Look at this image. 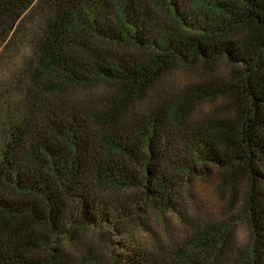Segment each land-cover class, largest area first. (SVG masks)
Wrapping results in <instances>:
<instances>
[{
	"label": "trees",
	"instance_id": "1",
	"mask_svg": "<svg viewBox=\"0 0 264 264\" xmlns=\"http://www.w3.org/2000/svg\"><path fill=\"white\" fill-rule=\"evenodd\" d=\"M0 264H264V0H0Z\"/></svg>",
	"mask_w": 264,
	"mask_h": 264
},
{
	"label": "rangeland",
	"instance_id": "2",
	"mask_svg": "<svg viewBox=\"0 0 264 264\" xmlns=\"http://www.w3.org/2000/svg\"><path fill=\"white\" fill-rule=\"evenodd\" d=\"M21 52H22V55L27 54V47L24 46L22 48ZM204 191H206V192H204V193L201 194V196H200L201 198H199V200L201 199L200 201L203 202L204 204H210V203H212V201H213L212 194L209 191H207V190H204ZM199 200L197 199L196 202H198ZM200 201L198 203H200ZM245 236H246L245 229H244V227H243L242 224H239L237 226L236 234H235L236 241L237 242L244 241L245 240ZM114 239H117V238L114 237Z\"/></svg>",
	"mask_w": 264,
	"mask_h": 264
}]
</instances>
